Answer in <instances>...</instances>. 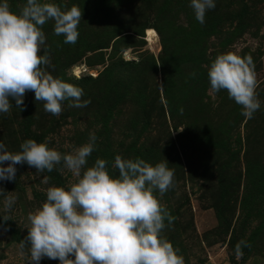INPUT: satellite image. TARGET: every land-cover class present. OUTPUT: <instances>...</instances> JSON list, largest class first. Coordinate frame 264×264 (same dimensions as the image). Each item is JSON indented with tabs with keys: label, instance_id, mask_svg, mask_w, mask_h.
<instances>
[{
	"label": "rangeland",
	"instance_id": "1",
	"mask_svg": "<svg viewBox=\"0 0 264 264\" xmlns=\"http://www.w3.org/2000/svg\"><path fill=\"white\" fill-rule=\"evenodd\" d=\"M8 2L18 13L26 0ZM44 2L81 9L76 43L65 44L49 20L40 54L49 58L46 71L82 88L81 99L90 103L73 108L65 101L53 116L27 91L23 111L12 100L0 114V141L17 152L34 139L63 154L93 132L96 147L85 167L104 159L112 175H118L116 155L152 165L166 160L174 184L163 196L154 194L174 217L162 236L185 264H264V0H216L203 24L189 0ZM227 52L252 56L261 107L250 119L225 90L210 88L208 67ZM15 167L13 181H0L5 195L15 197L7 212L0 204V216L7 217L0 218V264H27L28 245L19 251L27 215L45 202L49 187L77 179L62 164L51 172ZM240 240L249 247L237 258Z\"/></svg>",
	"mask_w": 264,
	"mask_h": 264
},
{
	"label": "clouds",
	"instance_id": "2",
	"mask_svg": "<svg viewBox=\"0 0 264 264\" xmlns=\"http://www.w3.org/2000/svg\"><path fill=\"white\" fill-rule=\"evenodd\" d=\"M215 6L216 0H189L200 24ZM81 14L77 6L62 10L44 0H26L16 13L8 0H0V114L10 111L12 100L23 111L27 91H32L34 99L43 102L44 111L53 116L61 113L65 101L73 108L90 103L81 99L82 88L46 71L43 66L49 64V58L40 54L46 52L42 31L46 22L54 21L53 33L62 35L65 44H75ZM207 78L211 90H225L246 119L260 109L251 55H217L208 67ZM96 140L95 133L90 132L86 143L63 154L34 139L24 140L17 152L9 151L0 141V181H13L15 165L21 163L36 172H51L62 164L77 178L67 187H49L45 202L27 215V236L19 244L22 255L28 245L27 264H39L43 258L58 260L59 264H185L179 249L162 236L165 222L171 225L174 217L154 194L163 196L173 186L174 170L166 160L152 165L141 158L120 155L113 162L118 175L110 174L107 162L100 158L85 167ZM0 197L2 210L7 212L15 197L5 195L2 189ZM242 247L249 244L240 240L234 245L237 258L243 255Z\"/></svg>",
	"mask_w": 264,
	"mask_h": 264
},
{
	"label": "water",
	"instance_id": "3",
	"mask_svg": "<svg viewBox=\"0 0 264 264\" xmlns=\"http://www.w3.org/2000/svg\"><path fill=\"white\" fill-rule=\"evenodd\" d=\"M70 258H72V257H70Z\"/></svg>",
	"mask_w": 264,
	"mask_h": 264
}]
</instances>
